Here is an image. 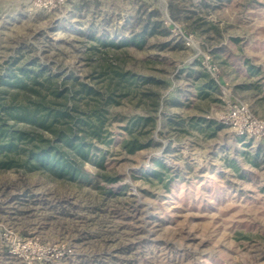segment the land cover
Instances as JSON below:
<instances>
[{"label":"rangeland","instance_id":"obj_1","mask_svg":"<svg viewBox=\"0 0 264 264\" xmlns=\"http://www.w3.org/2000/svg\"><path fill=\"white\" fill-rule=\"evenodd\" d=\"M85 1L84 7L70 0L62 11L47 12L25 0H0V65H42L89 82L108 57L124 71L166 80L168 109L146 127L134 124L145 116L137 99L110 109L115 140L102 174L114 182L88 186L39 171L0 170V264H264V168L252 165L264 136L240 137L221 125L223 96L205 90L200 74L217 69L210 75L232 103L247 104L264 122V0H233L211 12L207 18L224 30L220 41L170 21L165 9L171 0ZM181 1L192 7L202 0ZM142 3L158 8L173 36L191 39V47L161 51L153 38L142 49L109 53L97 44L128 36ZM93 45L99 49L90 51ZM127 127L158 146L124 153L117 143L130 136ZM4 228L38 239L49 249L45 260L11 257ZM64 252L70 255L62 259Z\"/></svg>","mask_w":264,"mask_h":264},{"label":"trees","instance_id":"obj_2","mask_svg":"<svg viewBox=\"0 0 264 264\" xmlns=\"http://www.w3.org/2000/svg\"><path fill=\"white\" fill-rule=\"evenodd\" d=\"M80 1L84 7L86 1ZM232 1L202 0L199 6L192 3L190 7L181 0H171L167 7L169 20L184 21L192 34H200L208 41H220L224 37L223 28L207 16ZM246 1L248 4L258 2ZM165 21L158 8L149 9L142 3L136 16L131 22L128 20V36L118 43L114 37L109 41L104 38L96 41L109 53L128 47L142 49L153 38H158L156 47L161 51L188 49L185 39L174 37ZM98 49L93 45L89 50ZM104 62L92 71L89 82L73 72L66 77L54 75L42 65L28 67L11 62L0 65L1 171H39L55 180L88 186H96L102 179L114 182L113 178L102 174L107 149L115 140L110 130V109L120 106L125 99H137L145 116L135 119L134 124L138 127L155 124L161 121L163 110L168 109L169 85L163 78L124 71L108 57ZM200 74L207 79L205 90L221 93L220 85L206 70ZM199 90L204 95V88ZM177 100L174 99L173 104L181 105ZM125 130L130 136L117 143L124 153L135 155L158 146L154 139L144 143L134 130L128 127ZM157 163L169 171L162 162ZM87 164L96 168V173L88 171ZM252 165L264 168L262 146L257 148Z\"/></svg>","mask_w":264,"mask_h":264},{"label":"built area","instance_id":"obj_3","mask_svg":"<svg viewBox=\"0 0 264 264\" xmlns=\"http://www.w3.org/2000/svg\"><path fill=\"white\" fill-rule=\"evenodd\" d=\"M69 0H25L33 9L40 11H62ZM193 38V36H192ZM193 43V41H192ZM187 47H191V39L185 38ZM208 71L213 76L217 69L209 67ZM218 83V81H216ZM219 84V83H218ZM220 85V84H219ZM222 102L225 105L226 114L220 119L221 125L231 128L237 136L259 138L264 136V122L254 116L249 106L242 102L232 103L229 91L221 86ZM2 235L4 246L11 257L29 260L33 262L45 260L48 247H44L36 238L20 237L13 229L4 228ZM66 252L60 254V258L69 257ZM31 263V262H29Z\"/></svg>","mask_w":264,"mask_h":264},{"label":"water","instance_id":"obj_4","mask_svg":"<svg viewBox=\"0 0 264 264\" xmlns=\"http://www.w3.org/2000/svg\"><path fill=\"white\" fill-rule=\"evenodd\" d=\"M166 16L169 18L168 9H165Z\"/></svg>","mask_w":264,"mask_h":264},{"label":"crops","instance_id":"obj_5","mask_svg":"<svg viewBox=\"0 0 264 264\" xmlns=\"http://www.w3.org/2000/svg\"><path fill=\"white\" fill-rule=\"evenodd\" d=\"M69 1H70V0H69ZM69 1H68V2H69Z\"/></svg>","mask_w":264,"mask_h":264}]
</instances>
